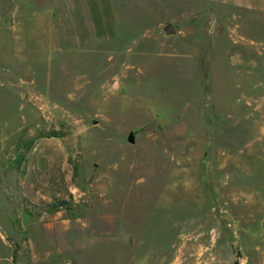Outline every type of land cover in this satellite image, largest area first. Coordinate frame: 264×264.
<instances>
[{"label": "rangeland", "instance_id": "obj_1", "mask_svg": "<svg viewBox=\"0 0 264 264\" xmlns=\"http://www.w3.org/2000/svg\"><path fill=\"white\" fill-rule=\"evenodd\" d=\"M214 251L264 264V0H0V264Z\"/></svg>", "mask_w": 264, "mask_h": 264}, {"label": "trees", "instance_id": "obj_2", "mask_svg": "<svg viewBox=\"0 0 264 264\" xmlns=\"http://www.w3.org/2000/svg\"><path fill=\"white\" fill-rule=\"evenodd\" d=\"M18 207H22V209L29 213V214H34L35 212L32 210V207H28L26 204H24L23 202H19V204L17 205ZM69 207V203L67 201L61 200V201H55L53 202V204H50L48 206H45V209L43 210L42 213H53L55 212V210L57 209H68Z\"/></svg>", "mask_w": 264, "mask_h": 264}, {"label": "crops", "instance_id": "obj_3", "mask_svg": "<svg viewBox=\"0 0 264 264\" xmlns=\"http://www.w3.org/2000/svg\"><path fill=\"white\" fill-rule=\"evenodd\" d=\"M42 4V3H41ZM28 6H31L30 4H28ZM189 246H191V243H186V244H183V249L186 251V248H188ZM201 247H205V249L208 251V248L211 247L212 249H215L214 247H217V246H220V245H200ZM209 253H211L210 251H208ZM209 253H207L204 257H203V262L204 263H207V264H220L222 263L221 261H219V258L215 255V251L212 255H210ZM210 255V256H209ZM212 261H211V260ZM214 259H216L214 261ZM211 261V262H210Z\"/></svg>", "mask_w": 264, "mask_h": 264}, {"label": "water", "instance_id": "obj_4", "mask_svg": "<svg viewBox=\"0 0 264 264\" xmlns=\"http://www.w3.org/2000/svg\"><path fill=\"white\" fill-rule=\"evenodd\" d=\"M166 32L167 33H172L173 32V28L171 27V26H168L167 28H166ZM128 141L130 142V143H133V136H132V134H130V136H129V139H128Z\"/></svg>", "mask_w": 264, "mask_h": 264}]
</instances>
